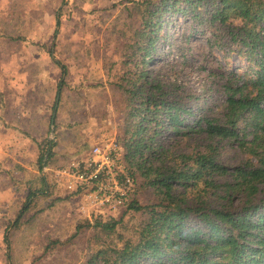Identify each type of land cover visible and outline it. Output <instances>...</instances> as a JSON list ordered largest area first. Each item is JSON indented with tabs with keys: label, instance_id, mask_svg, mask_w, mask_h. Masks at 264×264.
<instances>
[{
	"label": "rangeland",
	"instance_id": "1",
	"mask_svg": "<svg viewBox=\"0 0 264 264\" xmlns=\"http://www.w3.org/2000/svg\"><path fill=\"white\" fill-rule=\"evenodd\" d=\"M157 1L0 0V36L11 39L0 40V83L15 85L4 90L9 117L17 119L21 109L29 115L15 121L13 131L0 134V264H87L97 249L119 247L135 235L148 217L147 211L127 209L132 199L150 205L157 195L125 158L129 104L135 99L129 101L120 80L144 73V79L157 82L164 98L182 108L177 110L181 128L199 118L222 117L226 79L250 73L226 25L210 19L209 3L193 11L164 12L150 40L139 35L146 8ZM160 119L153 146L157 153L165 151V164L201 149L204 137L184 128L186 133H177L164 115ZM249 129L239 123L241 133ZM99 143L116 147L117 164L133 180L124 204L115 210L91 207L89 197L74 196L55 183L58 167L87 157ZM217 146L219 159L229 166L249 157L237 144L219 141ZM95 220L114 228L108 232L85 225ZM188 224L200 225L194 216Z\"/></svg>",
	"mask_w": 264,
	"mask_h": 264
},
{
	"label": "trees",
	"instance_id": "2",
	"mask_svg": "<svg viewBox=\"0 0 264 264\" xmlns=\"http://www.w3.org/2000/svg\"><path fill=\"white\" fill-rule=\"evenodd\" d=\"M200 3L213 6L210 19L226 25L246 55L250 73H244L245 78L232 73L226 79L222 117H203L194 126L181 127L205 141L172 165L164 163L165 151L157 153L153 143L162 128L161 115L177 133L182 131L177 112L182 108L169 103L159 84L144 79V73L120 80L125 81L119 87L129 93V101L135 99L129 104L125 158L141 170L157 202L139 205L130 200L127 209L147 211L148 217L135 235L119 247L97 249L87 264H264V0H158L146 8L148 16L137 33L150 40L162 13L193 11ZM241 122L251 131L241 133ZM219 141L239 145L249 157L233 166L221 162ZM43 158L39 156V162ZM28 203L29 197L18 217ZM190 216L200 225H189ZM85 225L108 232L114 228L97 220Z\"/></svg>",
	"mask_w": 264,
	"mask_h": 264
},
{
	"label": "built area",
	"instance_id": "3",
	"mask_svg": "<svg viewBox=\"0 0 264 264\" xmlns=\"http://www.w3.org/2000/svg\"><path fill=\"white\" fill-rule=\"evenodd\" d=\"M116 147L94 144L87 157L71 158L54 171L59 188L74 196L84 195L91 207L115 210L122 206L132 190L131 176L117 164Z\"/></svg>",
	"mask_w": 264,
	"mask_h": 264
},
{
	"label": "crops",
	"instance_id": "4",
	"mask_svg": "<svg viewBox=\"0 0 264 264\" xmlns=\"http://www.w3.org/2000/svg\"><path fill=\"white\" fill-rule=\"evenodd\" d=\"M0 40H11V39L10 38L6 39L3 36H0ZM13 41H16V40H13ZM19 42L23 43V41H19ZM21 67H22V69H20L18 71L22 72V74L24 75L25 69L23 66H21ZM14 86L15 85L12 82L10 84H1L0 83V134L5 132V131H7V133H9V131H13L14 127L12 126V124L15 121L20 122V121L25 120V118H21V116L27 115V114L23 113V110L21 109V111L19 112L20 116H18L17 119L14 116L9 117L10 115L8 114V110L10 109V105H9V102H6V94L7 93H5L4 90H6L7 87L13 88ZM19 86L21 87L20 88L21 93H24L23 88L25 89V83H22V85H19ZM26 87L29 88L30 85L27 84ZM20 98L22 99V101H24V98H25L24 94L21 95ZM22 105L24 108L25 102H22ZM24 110H25V108H24ZM27 116L29 117V115H27Z\"/></svg>",
	"mask_w": 264,
	"mask_h": 264
},
{
	"label": "water",
	"instance_id": "5",
	"mask_svg": "<svg viewBox=\"0 0 264 264\" xmlns=\"http://www.w3.org/2000/svg\"><path fill=\"white\" fill-rule=\"evenodd\" d=\"M57 102H58V95L56 96V99H55V106H54V109H53V114H52V117H51V125L54 121V114H55V111H56V106H57ZM51 131H53V126L51 127Z\"/></svg>",
	"mask_w": 264,
	"mask_h": 264
}]
</instances>
